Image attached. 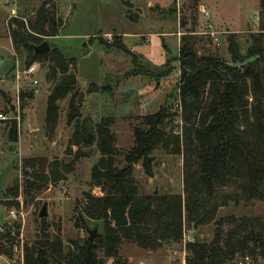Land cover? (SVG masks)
<instances>
[{"label": "rangeland", "instance_id": "374dc122", "mask_svg": "<svg viewBox=\"0 0 264 264\" xmlns=\"http://www.w3.org/2000/svg\"><path fill=\"white\" fill-rule=\"evenodd\" d=\"M44 1L0 0V114L7 118L0 120V264H25L26 251L31 249L44 252L47 264H71L91 231H96L94 240L103 235L102 222L90 220L83 213L88 194L102 195L91 185L92 167L100 154L95 145L69 146L74 132L73 123L67 124L70 104L78 110L79 121L90 128L101 119L112 120L110 131L117 152L114 159L117 167H122L125 155L135 145L134 129L148 128L144 117L164 105L177 111L183 38H192L197 55H214L227 63H231L229 35L243 56L254 45L255 36L264 39L258 0H53L45 9L53 16L56 35L40 37L28 27L29 22L36 21V11ZM1 10L6 13L5 21ZM203 10H213L215 18L222 21H213L210 14L204 20ZM13 20L22 22L26 32L39 36L65 60H73L67 75L74 76V86L58 102L54 127L45 121L46 101L64 75L57 69L52 71L46 61H35L38 84L33 88L20 82L17 92L11 75L16 68H24L27 53L13 45ZM45 30L51 31L47 25ZM213 32L219 46L210 36ZM14 124L16 143L10 142L8 132ZM167 125L181 128L176 118ZM77 152L86 156L74 159ZM152 155V178L145 175L141 162L134 165L132 176L139 195L184 197L182 149L173 154L157 148ZM28 159L57 161L70 168L60 171L62 179L57 184L41 186L27 195L21 171L23 161ZM236 185L214 187L215 196L207 206L215 205L216 209L204 225H187L183 211L180 241L158 240L151 248L123 237L116 245L117 256L125 264H187L185 244L210 242L220 218H258L264 222V201L244 198ZM16 188L17 196L7 195L8 190L14 192ZM44 205L46 216L40 218ZM230 227L225 225L224 231ZM53 243L55 251L49 247ZM95 255L102 264H115L105 256L104 249Z\"/></svg>", "mask_w": 264, "mask_h": 264}, {"label": "trees", "instance_id": "16d2710c", "mask_svg": "<svg viewBox=\"0 0 264 264\" xmlns=\"http://www.w3.org/2000/svg\"><path fill=\"white\" fill-rule=\"evenodd\" d=\"M52 1L45 0L36 11V21L29 22V30L36 36L56 35L52 29L53 16L45 9ZM258 14L264 31V0H259ZM46 25L50 32L45 30ZM10 30L15 49L27 53L25 66L46 61L52 71L57 69L64 75L46 101L45 121L54 127L58 102L74 86V76L67 75L73 60H65L52 47L36 55L33 47L43 41L26 32L22 22L13 20ZM227 41L231 63L214 55H197L192 38L182 39L176 91L180 112L164 105L155 114L145 116L148 128L134 129L135 145L125 155L122 167H117L114 159L117 152L110 131L112 120L101 119L95 128H90L79 121L78 110L70 104L67 124L73 123L74 132L69 146L95 145L100 154L92 167L91 185L102 195L88 194L83 213L103 225V235L92 242L85 241L71 264H102L95 255L100 249L115 264H125L116 251L123 237L151 248L158 240L180 241L183 211L187 225L194 224V227L212 219L216 206L207 205L215 196V186L236 183L244 198L264 201V39L262 35L255 36L246 56L240 54L233 36L229 35ZM175 118L180 120L181 128H167V123H173ZM15 127L14 124L8 131L12 143L17 140ZM157 148L173 154H179L182 149L184 197L139 195L132 176L134 165L141 162L145 175L152 178V153ZM84 156L77 152L74 159ZM68 168L69 164L57 161L24 160L23 192L28 195L41 186L57 184L62 179L60 171L67 172ZM7 195L17 196V188L14 192L8 190ZM225 225H230V229L224 231ZM215 226L210 242L185 244L187 264H238L246 257L252 264H264V222L258 218L229 217L220 218ZM49 247L51 251L57 249L54 243ZM45 256L40 250H27L25 264H47Z\"/></svg>", "mask_w": 264, "mask_h": 264}, {"label": "built area", "instance_id": "2783aa9c", "mask_svg": "<svg viewBox=\"0 0 264 264\" xmlns=\"http://www.w3.org/2000/svg\"><path fill=\"white\" fill-rule=\"evenodd\" d=\"M203 13V19L207 20L209 17V12L208 11H202ZM207 27H210L209 25ZM210 36L213 39V42L215 43V45L219 46V40L216 37V33H210ZM37 65L36 64H31L29 66H24V68H22L21 70H19L18 68H16L14 70L13 73V79L16 81L17 84V92L19 91V83L23 82L24 84H29L31 85L33 88H35V86L38 84L37 79L35 78L36 73H37ZM178 100V99H177ZM176 109L178 112H180V103L179 101H177V105H176ZM175 110V109H174ZM7 118L5 116H3L2 114H0V120L4 121ZM12 217L14 218L15 215L12 214ZM238 264H252L251 259L246 257L243 260L239 261Z\"/></svg>", "mask_w": 264, "mask_h": 264}, {"label": "water", "instance_id": "95a60500", "mask_svg": "<svg viewBox=\"0 0 264 264\" xmlns=\"http://www.w3.org/2000/svg\"><path fill=\"white\" fill-rule=\"evenodd\" d=\"M34 53L36 55L42 54V53H46L50 50L49 45L46 42H43L42 44L38 45V46H34L33 47ZM83 96V93H81L80 97L77 100V106L80 105L81 103V97ZM11 110H14V106L11 107ZM46 216V211H45V205L42 207L40 213H39V217L40 218H44ZM96 237V231L93 230L89 233V238L88 241L92 242L94 240V238Z\"/></svg>", "mask_w": 264, "mask_h": 264}, {"label": "crops", "instance_id": "0c3cea01", "mask_svg": "<svg viewBox=\"0 0 264 264\" xmlns=\"http://www.w3.org/2000/svg\"><path fill=\"white\" fill-rule=\"evenodd\" d=\"M259 1V0H258ZM213 9H214V7H213ZM3 13H4V11L3 10H1ZM209 14L211 15V17H212V19H213V21H217V22H219V21H222V19H220L219 17H216L215 18V13H214V11L212 10V11H209ZM5 15H6V13H4V21H5ZM220 16V15H219ZM210 17V16H209ZM215 18V19H214ZM122 36V35H121ZM11 77L13 78V74L11 75Z\"/></svg>", "mask_w": 264, "mask_h": 264}]
</instances>
